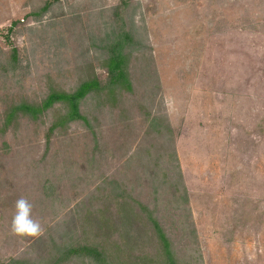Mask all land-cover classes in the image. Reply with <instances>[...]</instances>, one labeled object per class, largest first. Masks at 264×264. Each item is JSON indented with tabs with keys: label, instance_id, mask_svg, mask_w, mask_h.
<instances>
[{
	"label": "rangeland",
	"instance_id": "1",
	"mask_svg": "<svg viewBox=\"0 0 264 264\" xmlns=\"http://www.w3.org/2000/svg\"><path fill=\"white\" fill-rule=\"evenodd\" d=\"M119 39L132 88L92 90L74 120L64 101L9 116L105 84ZM20 197L37 237L11 231ZM149 215L178 264H264V0H0V264L71 242L161 261Z\"/></svg>",
	"mask_w": 264,
	"mask_h": 264
},
{
	"label": "trees",
	"instance_id": "2",
	"mask_svg": "<svg viewBox=\"0 0 264 264\" xmlns=\"http://www.w3.org/2000/svg\"><path fill=\"white\" fill-rule=\"evenodd\" d=\"M46 5L47 4H45L44 8ZM123 45V40L119 39L115 42L112 48L111 54L108 58L109 76L105 84H102L101 80H99L97 77H92L82 81L80 85L73 91L52 90L41 104L22 102L14 106L12 111L9 112V116H12V114H14L17 109H22L24 111L37 114L38 112L52 106L56 101H64L68 105V111L62 117V120H74L83 116L79 107L80 100L92 90H98L104 87H109L110 89L114 90L118 86H124L129 89L132 88L131 80L126 70L127 55L122 48ZM54 126L55 125H53V127ZM132 208L133 206H131V209L129 208V214L127 210L124 214L125 218L127 217L130 221V224H136L139 221L138 213H136ZM149 217L151 222L154 224L155 232L157 233L164 248L166 258L161 261H154L152 263L142 261V264H178L174 250L172 248L170 237L168 236L167 232L156 219V217L154 218L152 215H149ZM62 250L63 252H61V254L56 259H52L47 263L45 262L44 264H66L68 260L76 256L87 259L89 264H115L113 257L110 255L106 247L102 246L101 244L71 242L60 249V251Z\"/></svg>",
	"mask_w": 264,
	"mask_h": 264
},
{
	"label": "clouds",
	"instance_id": "3",
	"mask_svg": "<svg viewBox=\"0 0 264 264\" xmlns=\"http://www.w3.org/2000/svg\"><path fill=\"white\" fill-rule=\"evenodd\" d=\"M14 209L10 226L13 234L21 237H37L42 234V226L33 218V205L28 199L18 198Z\"/></svg>",
	"mask_w": 264,
	"mask_h": 264
}]
</instances>
